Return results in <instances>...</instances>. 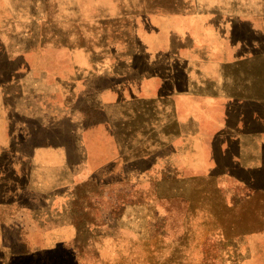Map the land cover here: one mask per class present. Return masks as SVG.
Masks as SVG:
<instances>
[{
  "label": "crops",
  "instance_id": "0c3cea01",
  "mask_svg": "<svg viewBox=\"0 0 264 264\" xmlns=\"http://www.w3.org/2000/svg\"><path fill=\"white\" fill-rule=\"evenodd\" d=\"M177 15L175 11L144 12L136 50L145 53L149 69L131 60L103 62L102 51L96 47L90 49L93 59L86 56L74 60L73 79L66 83L68 90L72 89L77 102L95 98V108L104 114L103 120L93 123L97 131L93 153L85 138L88 123L79 122L81 163L87 173L74 172L71 178L67 142L29 139L14 146L0 142V159L7 148L14 147L9 164L12 168L0 161V207H31L30 220L16 221L15 227H32L41 234V243L68 242L65 233L70 223L64 213L74 206L77 189L70 186L77 184L74 181L79 176L82 181L100 182L103 175L110 179L122 175L126 180L137 175L141 180L158 181L159 207H187L190 217L197 207H221L218 211L222 215L215 226L229 241L264 243V58L260 51L247 47L244 34L236 38L233 29L224 24H181ZM220 15L223 23L229 17L222 12ZM181 27L190 31L188 37L177 33ZM155 28L169 36L158 41L160 47L151 49L154 43L150 30ZM112 109L126 113L133 122L139 116L146 118L139 125L128 123L126 131L141 133L140 147L147 151L131 157L114 150L108 159L97 158L95 162L92 154L102 144L100 130L114 143V149L123 148L118 143V126L111 122ZM69 117L67 114L65 119ZM59 121L63 130L64 117L39 124L50 130ZM37 125L30 122L27 131L34 132ZM43 152L51 156H43ZM118 163L124 165L120 172ZM148 163L157 164L155 173L145 171L148 166H143ZM45 166L55 169L46 183L43 181L49 175H43L41 169ZM7 170L13 180L9 184H5ZM145 197L140 204L149 207L151 203ZM98 204L101 207V202ZM43 210L60 216L40 219ZM7 228L0 219V260L21 253L8 246L11 236ZM17 242L25 243L22 235L17 236Z\"/></svg>",
  "mask_w": 264,
  "mask_h": 264
},
{
  "label": "rangeland",
  "instance_id": "374dc122",
  "mask_svg": "<svg viewBox=\"0 0 264 264\" xmlns=\"http://www.w3.org/2000/svg\"><path fill=\"white\" fill-rule=\"evenodd\" d=\"M173 11L181 24H224L233 29L236 38L244 34L247 47L260 51L264 58V0H0V142L13 146L29 139L67 142L71 178L74 172L87 173L81 163L79 122L88 123L85 138L93 153L97 135L93 123L103 120L104 114L95 108V98L78 103L72 89L68 90L66 83L73 79L74 60L86 56L93 59L90 49L96 47L102 51L103 62L131 60L149 69L145 53L136 50L141 19L144 12ZM221 12L229 15L224 23ZM187 28L181 27L177 33L188 37ZM150 32L154 43L151 49L160 47L158 41L169 36L156 28ZM67 46L75 50L68 51ZM67 114L69 120L65 119ZM61 117L63 130L60 121L50 130L39 124ZM111 117L123 148L114 149V143L100 130L102 144L92 154L93 160L108 159L114 150L131 157L145 153L147 150L140 147L141 133L126 131V125L142 124L146 118L139 116L133 122L119 109H112ZM30 122L38 124L34 132L27 131ZM6 150L0 161L12 168L9 164L14 147ZM123 166L118 163L116 168L120 172ZM156 167L152 163L143 166L154 173ZM41 169L43 175H49L43 182H50L55 169ZM7 173L5 184L13 181L9 170ZM80 178L70 186L77 189L74 206L64 213L70 223L65 233L68 242L41 243V234L32 227H15L16 221L30 220L31 207H0V219L8 225L7 235L11 236L8 246L21 251L0 260V264H264V243L229 241L215 226L222 215L218 211L221 207H197L190 217L187 207H159L156 197L161 187L155 179L141 180L137 175L127 180L122 175L117 179L103 175L100 182ZM142 197L148 198L149 207H142ZM59 216L43 210L40 219ZM19 235L25 243L17 242Z\"/></svg>",
  "mask_w": 264,
  "mask_h": 264
}]
</instances>
